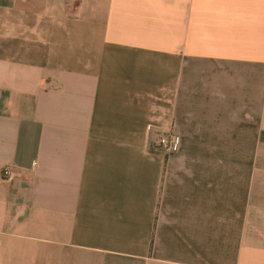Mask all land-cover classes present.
Here are the masks:
<instances>
[{
	"label": "crops",
	"instance_id": "1",
	"mask_svg": "<svg viewBox=\"0 0 264 264\" xmlns=\"http://www.w3.org/2000/svg\"><path fill=\"white\" fill-rule=\"evenodd\" d=\"M0 264H264V0H0Z\"/></svg>",
	"mask_w": 264,
	"mask_h": 264
},
{
	"label": "built area",
	"instance_id": "2",
	"mask_svg": "<svg viewBox=\"0 0 264 264\" xmlns=\"http://www.w3.org/2000/svg\"><path fill=\"white\" fill-rule=\"evenodd\" d=\"M155 147H159L166 152H172L177 149L178 142L172 135H162L155 143ZM20 174V170L11 165H5L2 168V177L5 180H12Z\"/></svg>",
	"mask_w": 264,
	"mask_h": 264
}]
</instances>
